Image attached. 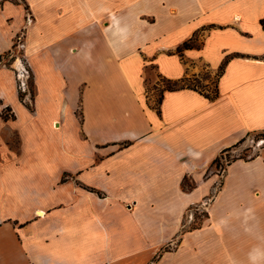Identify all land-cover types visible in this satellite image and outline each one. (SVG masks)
<instances>
[{"label": "crops", "instance_id": "crops-1", "mask_svg": "<svg viewBox=\"0 0 264 264\" xmlns=\"http://www.w3.org/2000/svg\"><path fill=\"white\" fill-rule=\"evenodd\" d=\"M23 26L32 99L0 62V264H264V148L184 228L215 160L264 131V0H0V59ZM224 62L214 99L160 96Z\"/></svg>", "mask_w": 264, "mask_h": 264}, {"label": "rangeland", "instance_id": "rangeland-1", "mask_svg": "<svg viewBox=\"0 0 264 264\" xmlns=\"http://www.w3.org/2000/svg\"><path fill=\"white\" fill-rule=\"evenodd\" d=\"M11 1H16V2L20 3V0H11ZM25 13H26V17H28L30 20L33 19V17L31 15L27 14L26 11H25ZM37 14L39 17L38 20L40 22H42L44 20V17H43L44 15H43V10L39 7H38ZM16 18L18 19L16 21V23L21 24V16L19 13L16 15ZM56 19H58V17ZM24 32H25V26H23L21 28L17 37L15 38V42L13 44V51L11 52V54L4 55L3 59H0V62H2L1 64L4 68L14 70V68H12L13 63L15 62V60L20 59L21 63L23 64V66L26 68V70L29 73V79L27 81V85H28V91H29V98L32 99L33 93H34L33 92L34 91V89H33V75H32V73H31V71L27 65L25 58L23 57L22 43H23L24 37H25V35L23 34ZM32 36L33 35L31 34L30 37L27 39V45L29 44V45H32V47H33L34 46L33 42L35 39ZM200 40H201V36L198 35L195 39V44H198ZM25 43H26V41H25ZM213 59H214L213 57H210L211 61H213ZM128 67H129L131 73L134 75H138L139 72L142 70L140 60H138L134 56L131 57V59L129 60ZM144 68H145L144 73L146 75H148L149 73H155L154 72L155 64L153 63V61H151V59H150V61L144 62ZM198 79H200L203 84L208 85L207 90L209 92L212 93L215 90V86L217 84V73L211 74V73H209L207 68L203 67V70L200 73V77ZM155 80H156V83H158L159 87H161L163 85L162 81L158 77ZM180 85L181 84H179V86ZM153 88L156 89L157 86H155V85L152 86L151 84H149L147 87L148 90H151ZM157 89L159 90V88H157ZM158 90L156 91V94H159ZM18 92L20 93L21 98L23 99L24 98L22 95L23 93L20 92V90ZM3 115L8 117L9 113H7V111L4 110ZM263 148H264V131H260V132H256V133L249 134V135L245 136L235 146H233L232 148H229L228 150H225L223 153H221V155L215 160V162L212 164L211 168L207 171V173L205 175V178H207L208 176H210L212 174L216 175V177H215L216 182L213 184L212 193L209 197L203 199L199 204H196L192 208L189 209V212L187 213L186 218L184 220V223H185L184 228L185 229L186 228L187 229H194V228L199 227L201 225V223L204 221V219L207 217V215L209 213L210 204L213 202L214 197L216 195V192L222 183V179H223L222 177H223V174H224L227 166H229L231 163H233L237 160L249 161L251 159H254L259 154V151ZM183 186L185 189H191L193 185L191 184V182L189 180L186 179L183 182ZM171 247L172 246H170V248L167 247L164 249H165V251H168V250H171ZM156 260H157V257H155L150 264H156Z\"/></svg>", "mask_w": 264, "mask_h": 264}, {"label": "trees", "instance_id": "trees-1", "mask_svg": "<svg viewBox=\"0 0 264 264\" xmlns=\"http://www.w3.org/2000/svg\"><path fill=\"white\" fill-rule=\"evenodd\" d=\"M195 37H196V35H194L193 38H191V40L184 42L177 49V52L179 53L180 56L182 55V52L184 50L191 49L195 46V44H194ZM226 62H224L220 66V68L217 72V80L222 75ZM162 82H163V86L160 89V96H162L165 91H175V90L184 89V88L199 91V92L203 93L205 95V97H207L209 99H214L218 95L217 85L215 86V90L212 93L209 91L206 92L205 91L206 86H204L202 84L201 80L195 76L185 77V78H182V79H180L178 81H174V82H172L170 80H162ZM179 84H181V85L179 86ZM3 118L6 119L7 117L3 116Z\"/></svg>", "mask_w": 264, "mask_h": 264}, {"label": "built area", "instance_id": "built-area-1", "mask_svg": "<svg viewBox=\"0 0 264 264\" xmlns=\"http://www.w3.org/2000/svg\"><path fill=\"white\" fill-rule=\"evenodd\" d=\"M28 79L29 73L26 68L22 66L21 69L17 72V90H20V92H22L23 94L28 92Z\"/></svg>", "mask_w": 264, "mask_h": 264}, {"label": "bare ground", "instance_id": "bare-ground-1", "mask_svg": "<svg viewBox=\"0 0 264 264\" xmlns=\"http://www.w3.org/2000/svg\"><path fill=\"white\" fill-rule=\"evenodd\" d=\"M15 66H17V67H22V63H21V61H20V59H17L16 61H15Z\"/></svg>", "mask_w": 264, "mask_h": 264}]
</instances>
